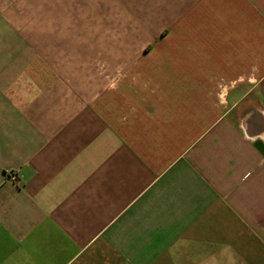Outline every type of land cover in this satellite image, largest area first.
Segmentation results:
<instances>
[{
    "label": "crops",
    "instance_id": "obj_1",
    "mask_svg": "<svg viewBox=\"0 0 264 264\" xmlns=\"http://www.w3.org/2000/svg\"><path fill=\"white\" fill-rule=\"evenodd\" d=\"M0 264H264V0H0Z\"/></svg>",
    "mask_w": 264,
    "mask_h": 264
}]
</instances>
